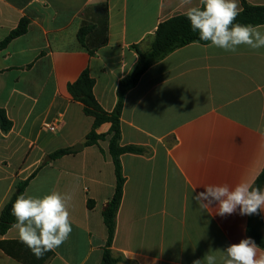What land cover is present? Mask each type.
Instances as JSON below:
<instances>
[{"label":"crops","instance_id":"0c3cea01","mask_svg":"<svg viewBox=\"0 0 264 264\" xmlns=\"http://www.w3.org/2000/svg\"><path fill=\"white\" fill-rule=\"evenodd\" d=\"M197 5L0 0V42L29 20L26 33L0 51V107L13 123L7 133L0 128V215L30 177L23 194L73 197L72 233L46 264H102L108 238L102 212L116 187L109 138L84 145L94 119L68 85L89 69L96 99L112 112L120 81L139 61L135 47L149 50L159 24ZM82 27L88 31L80 42ZM109 129L104 124L97 133ZM121 135L122 145L147 151L121 156L125 184L112 244L118 264H207V254L223 264L222 250L249 237L248 215L237 208L220 216L217 202L200 208L192 197L209 184H253L264 168V48L231 53L194 42L176 49L125 94ZM77 144L83 147L69 150ZM61 149L69 153L51 157ZM15 240L14 227L0 234V241ZM0 264L22 263L0 248Z\"/></svg>","mask_w":264,"mask_h":264},{"label":"clouds","instance_id":"9594fccd","mask_svg":"<svg viewBox=\"0 0 264 264\" xmlns=\"http://www.w3.org/2000/svg\"><path fill=\"white\" fill-rule=\"evenodd\" d=\"M192 5V0H182ZM240 14L238 0H199V5L189 6L185 15L191 30L210 46L235 53L240 46L251 50L264 48V30L259 26L236 23ZM205 191L192 197L200 208L210 209L217 202L216 214L231 215L239 208L240 215H254L264 211V189L253 187L247 181L233 186L209 184ZM71 194L53 190L43 197L21 194L12 204L13 227L19 241L37 258L54 251L67 242L72 233L70 206ZM223 264H264V249L251 238H244L222 250ZM207 264H216V257L207 254ZM195 264H200L196 261Z\"/></svg>","mask_w":264,"mask_h":264},{"label":"trees","instance_id":"16d2710c","mask_svg":"<svg viewBox=\"0 0 264 264\" xmlns=\"http://www.w3.org/2000/svg\"><path fill=\"white\" fill-rule=\"evenodd\" d=\"M236 23L245 25H264V5H252L243 0L242 10L236 18ZM29 26V20L23 18L18 27L13 30L9 36L0 42V51L14 38L26 33ZM88 29L82 27L79 31L78 38L83 42L84 36ZM208 44L210 42L199 39L198 32L191 30L190 22L185 14L174 16L161 24H159L150 45V49L142 51L135 47L139 54V61L135 69L124 79L118 86V102L112 112L106 111L98 102L94 94L95 80L91 76L89 69L84 70L78 79L68 85V91L72 98L82 103L84 113L94 119L92 130L86 136L84 145L97 144L99 140L105 137L109 138V153L113 159L116 174V187L113 197L106 203L103 208V219L107 228L108 238L104 248L102 264H118L121 260L119 256H115L112 250V244L116 233L117 214L120 208L125 177L123 175L121 156L126 153L145 154L146 148L136 145L124 146L121 143V114L124 104V97L127 91L132 89L146 70L154 63L162 60L170 53L184 47L190 43ZM104 124H110L107 134H99L97 130ZM12 121L8 118L4 109L0 107V128L4 133L12 129ZM69 150L61 149L54 152L51 157L57 158L68 154ZM34 175V174H33ZM33 177V176H32ZM31 177L25 181H20L16 191L10 198L9 202L4 206L0 215V234L4 235L15 223V218L11 215L12 204L17 197L24 193ZM253 187L264 189V168L258 175ZM91 206V204H90ZM248 236L251 237L258 246L264 249V223L261 211L258 214L248 215ZM0 248L10 257L16 259L22 264H46L53 257L54 252H47L42 258L37 259L32 252L19 240L0 241Z\"/></svg>","mask_w":264,"mask_h":264},{"label":"water","instance_id":"95a60500","mask_svg":"<svg viewBox=\"0 0 264 264\" xmlns=\"http://www.w3.org/2000/svg\"><path fill=\"white\" fill-rule=\"evenodd\" d=\"M82 147H83L82 144H77L76 146L70 148L69 150H70V151H76V150H78V149H81ZM48 159H50V158H48Z\"/></svg>","mask_w":264,"mask_h":264},{"label":"built area","instance_id":"2783aa9c","mask_svg":"<svg viewBox=\"0 0 264 264\" xmlns=\"http://www.w3.org/2000/svg\"><path fill=\"white\" fill-rule=\"evenodd\" d=\"M57 123H58V122H56L54 125L50 126L49 129H50L51 131H54V130L56 129V125H57Z\"/></svg>","mask_w":264,"mask_h":264}]
</instances>
